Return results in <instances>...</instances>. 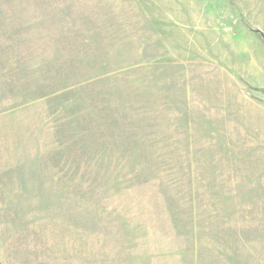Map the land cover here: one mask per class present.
I'll use <instances>...</instances> for the list:
<instances>
[{
  "label": "rangeland",
  "instance_id": "374dc122",
  "mask_svg": "<svg viewBox=\"0 0 264 264\" xmlns=\"http://www.w3.org/2000/svg\"><path fill=\"white\" fill-rule=\"evenodd\" d=\"M263 39L264 0H0V264H264Z\"/></svg>",
  "mask_w": 264,
  "mask_h": 264
},
{
  "label": "trees",
  "instance_id": "16d2710c",
  "mask_svg": "<svg viewBox=\"0 0 264 264\" xmlns=\"http://www.w3.org/2000/svg\"><path fill=\"white\" fill-rule=\"evenodd\" d=\"M249 28H250V27H249ZM249 28H248V29H249ZM249 30L256 32L257 34H259L260 37H262L261 33L258 32V31H255V29L250 28ZM262 38H263V37H262ZM263 40H264V39H263ZM75 66H76V68H79V64H78V63L75 64ZM73 68H75V67H71V69H69V71H68V72H69V77L72 76V75H76V74L72 71ZM77 73L79 74L80 71L77 72ZM74 85H81V83H80V82H76Z\"/></svg>",
  "mask_w": 264,
  "mask_h": 264
}]
</instances>
